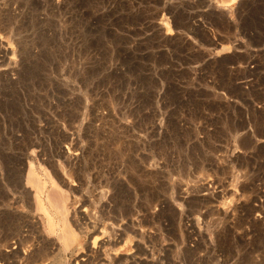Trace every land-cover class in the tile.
<instances>
[{
	"label": "rangeland",
	"instance_id": "1",
	"mask_svg": "<svg viewBox=\"0 0 264 264\" xmlns=\"http://www.w3.org/2000/svg\"><path fill=\"white\" fill-rule=\"evenodd\" d=\"M4 45L0 264L96 250L84 199L100 264H264V0H0Z\"/></svg>",
	"mask_w": 264,
	"mask_h": 264
},
{
	"label": "bare ground",
	"instance_id": "2",
	"mask_svg": "<svg viewBox=\"0 0 264 264\" xmlns=\"http://www.w3.org/2000/svg\"><path fill=\"white\" fill-rule=\"evenodd\" d=\"M166 24V23H165ZM5 46V45H4ZM1 47V46H0ZM3 47V46H2ZM27 51V50H26ZM0 53H3V55L1 54V56L0 57H2V58H5V56L7 55V48H6V46L4 47V48H2L1 49V51H0ZM9 53V52H8ZM28 57V56H27ZM5 60V59H4ZM29 61V60H28ZM3 63V62H2ZM13 70V69H12ZM6 72H9V71H6ZM13 73H15V72H12V74ZM2 74H5V73H2ZM15 75V74H14ZM20 75V74H19ZM22 75V74H21ZM12 76V75H11ZM21 76H19V78H20ZM13 78V77H12ZM6 79V78H5ZM16 79H17V77H16ZM18 81V80H17ZM11 81L9 80V83H10ZM7 83V82H6ZM8 83V84H9ZM255 142V141H254ZM260 142H264V140H261ZM255 144V143H254ZM76 147V146H75ZM255 147V146H254ZM72 149V148H71ZM259 149H264V144L263 145H261V147L259 148ZM262 151V150H261ZM67 156L68 157H73V158H75L79 153L77 152V151H75V149H73V150H69V151H67ZM241 153V152H240ZM64 154V153H63ZM97 161V160H96ZM78 166V165H77ZM220 169V168H219ZM218 169V170H219ZM23 176L24 175H22L21 176V179H20V184H21V187L22 188H25V186L23 185L24 184V178H23ZM62 177V176H61ZM67 176H65L64 174H63V178H60L59 177V180H60V182L63 184V186L65 185V186H67V184H66V182L68 181V179L66 178ZM12 178V177H11ZM97 178V177H96ZM69 182V181H68ZM27 183H28V179H27ZM44 184V183H43ZM76 184V183H75ZM70 185V184H69ZM73 186V185H72ZM43 187V186H42ZM221 188V190H219V191H221L220 193H223V191H225V188H224V184H220V185H218L216 188ZM77 191V190H76ZM90 191V190H89ZM205 195H207V194H205ZM93 196V195H92ZM203 196V195H202ZM94 198H95V196H94ZM97 198V197H96ZM205 198V197H204ZM55 198H52V197H49V196H47V201H49L48 203H50V206L51 205H53V208H56L55 206H57L58 207V205L57 204H59V200H54ZM94 200V202H95V199H93ZM205 200V199H204ZM206 200H207V198H206ZM197 201V200H196ZM42 202V201H41ZM82 202V201H81ZM93 202V203H94ZM56 204V205H55ZM82 204H87V205H84V207H83V209H81L78 213H79V216H80V218L82 219V220H84V221H88V223H92V225H91V227H90V229H89V232H90V236L93 238V248H96V250H93L92 248H89L88 246H86L87 247V251L82 255V257L83 258H81L79 261L77 260L76 261V264H100V262L101 261H103V260H105V261H107V259L109 260V254H108V252L106 251V249H105V246H106V243H107V241L104 239V233H103V231L101 230H99L98 228H97V226L91 221L92 220V214H91V201L90 200H86V199H84L83 200V203ZM96 204V203H95ZM55 205V206H54ZM91 205V206H90ZM166 205H168V204H166ZM81 206H83V205H81ZM159 207H160V205H159ZM163 207H165V206H163ZM163 207H162V209H163ZM172 207V206H171ZM42 208V207H41ZM43 208H44V206H43ZM93 208V207H92ZM125 209V208H124ZM166 209V208H165ZM164 209V210H165ZM43 210V209H42ZM46 210V209H45ZM108 210V209H107ZM147 210V209H146ZM155 210H157V209H155ZM159 210V209H158ZM161 210V209H160ZM168 210V209H167ZM117 211V210H116ZM127 211H128V209H127ZM170 211H171V209H170ZM113 212V211H112ZM145 212V211H144ZM156 211H149L148 213L147 212H145V213H147V214H144V215H146V216H143V218H145L143 221H145L146 220V222H149V220L151 219V218H153V216H154V214H156L155 213ZM165 212V211H164ZM107 213V212H106ZM105 213V214H106ZM171 213V212H170ZM172 213H174V211L172 212ZM108 214H109V212H108ZM125 214H129V212H126L125 210H120V212L118 213V214H115L114 215V219L115 220H118L119 219V221H121V218H122V220L124 219V215ZM162 214V213H161ZM169 214V213H168ZM168 214H166V216L168 215ZM159 215V214H158ZM164 215V214H163ZM170 215V214H169ZM113 216V215H112ZM123 216V217H122ZM160 216V215H159ZM2 218V217H1ZM110 218V217H109ZM142 218V217H141ZM160 218V217H159ZM129 221H132V220H130V218L128 217L127 218ZM154 220H155V217H154ZM129 221L127 222H125V224L127 225V224H130L129 223ZM124 224V223H123ZM131 225H132V222H131ZM124 226V225H123ZM128 227V226H127ZM127 229V228H126ZM16 230V229H15ZM143 233V232H142ZM124 234H125V231H124V233L120 230V232L119 233H115V235H116V237H115V244L116 243H118L119 241L118 240H122L123 239V236H124ZM65 236V235H64ZM25 237V236H24ZM60 238H62V237H60ZM65 238H68V236H66ZM64 238V239H65ZM72 238V237H71ZM26 239V238H25ZM63 239V240H64ZM24 240V239H23ZM66 240H69V239H66ZM74 240V239H73ZM68 241H66V243H65V241H64V243H63V245L65 244V248H68L69 247V243H67ZM72 243V242H71ZM47 244V243H46ZM95 244H97L96 246H95ZM53 246H54V244H53ZM37 247V246H36ZM35 246L33 247V248H31V250H29L28 252H29V255H28V261L30 260V261H32L33 263H36L37 264V262H39V264H57V263H55L56 261L55 260H53L52 258L50 259V257H49V254L50 253H48L47 252V250L46 249H42L41 247V249L38 247V248H36ZM51 247V246H50ZM47 248V247H46ZM2 248H0V251L2 252ZM52 250H58L59 251V249L56 247V246H54L53 248L51 247V251ZM5 251V250H4ZM3 251V252H4ZM7 251V253H8V251L9 250H6ZM6 251H5V253H1V254H5V255H9V253L7 254L6 253ZM19 252V251H18ZM53 252H51V254H52ZM10 255H11V257H18V256H16V252L14 251V249H13V251L11 250V253H10ZM13 255V256H12ZM20 255V254H19ZM56 255H58V254H56ZM115 255V254H114ZM0 256H2V255H0ZM58 257V256H57ZM26 258V257H25ZM1 259H2V257H1ZM55 259V258H54ZM110 260H112V259H110ZM118 261V260H117ZM121 261V260H120ZM120 261H118L117 263L118 264H121L120 263ZM116 263V264H117Z\"/></svg>",
	"mask_w": 264,
	"mask_h": 264
}]
</instances>
